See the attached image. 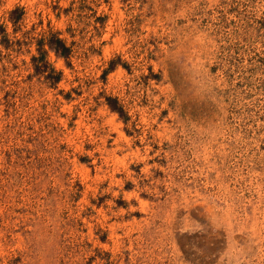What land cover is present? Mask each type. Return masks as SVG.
<instances>
[{
	"label": "rangeland",
	"instance_id": "1",
	"mask_svg": "<svg viewBox=\"0 0 264 264\" xmlns=\"http://www.w3.org/2000/svg\"><path fill=\"white\" fill-rule=\"evenodd\" d=\"M0 264H264V0H0Z\"/></svg>",
	"mask_w": 264,
	"mask_h": 264
}]
</instances>
